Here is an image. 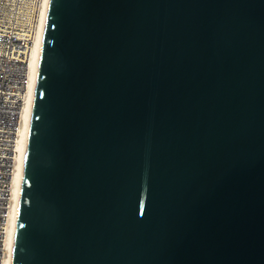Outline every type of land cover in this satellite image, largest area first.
<instances>
[{
  "label": "water",
  "instance_id": "1",
  "mask_svg": "<svg viewBox=\"0 0 264 264\" xmlns=\"http://www.w3.org/2000/svg\"><path fill=\"white\" fill-rule=\"evenodd\" d=\"M11 264H264V0H49Z\"/></svg>",
  "mask_w": 264,
  "mask_h": 264
},
{
  "label": "built area",
  "instance_id": "2",
  "mask_svg": "<svg viewBox=\"0 0 264 264\" xmlns=\"http://www.w3.org/2000/svg\"><path fill=\"white\" fill-rule=\"evenodd\" d=\"M43 0H0V264L10 218L14 145L28 77V52Z\"/></svg>",
  "mask_w": 264,
  "mask_h": 264
},
{
  "label": "bare ground",
  "instance_id": "3",
  "mask_svg": "<svg viewBox=\"0 0 264 264\" xmlns=\"http://www.w3.org/2000/svg\"><path fill=\"white\" fill-rule=\"evenodd\" d=\"M49 0H43L38 25L32 43L30 51L28 52L26 72L28 77V85L26 89V95L24 98L23 106L21 108L18 131L16 135L15 147H14V168L11 176L10 186V218L6 231V239L4 244V259L2 264H11L12 253L15 240V232L17 226V217L19 210L21 185L23 178V169L25 162V155L27 149L30 121L32 115V107L35 95L36 78L39 69L40 51L43 41L44 28L46 23L47 11Z\"/></svg>",
  "mask_w": 264,
  "mask_h": 264
}]
</instances>
